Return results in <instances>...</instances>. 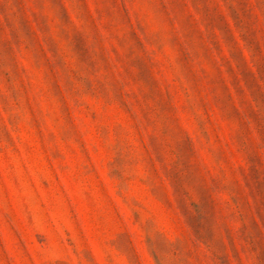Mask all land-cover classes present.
<instances>
[{
  "label": "rangeland",
  "instance_id": "1",
  "mask_svg": "<svg viewBox=\"0 0 264 264\" xmlns=\"http://www.w3.org/2000/svg\"><path fill=\"white\" fill-rule=\"evenodd\" d=\"M0 264H264V0H0Z\"/></svg>",
  "mask_w": 264,
  "mask_h": 264
}]
</instances>
